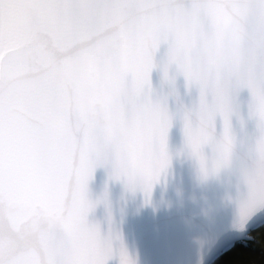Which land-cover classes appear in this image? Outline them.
<instances>
[{
  "label": "snow or ice",
  "instance_id": "1",
  "mask_svg": "<svg viewBox=\"0 0 264 264\" xmlns=\"http://www.w3.org/2000/svg\"><path fill=\"white\" fill-rule=\"evenodd\" d=\"M170 37L173 51L226 47L246 60L264 128V0H0V264H133L123 247L98 248L86 224L104 162L92 115L102 96L117 110L127 72L143 86Z\"/></svg>",
  "mask_w": 264,
  "mask_h": 264
},
{
  "label": "water",
  "instance_id": "2",
  "mask_svg": "<svg viewBox=\"0 0 264 264\" xmlns=\"http://www.w3.org/2000/svg\"><path fill=\"white\" fill-rule=\"evenodd\" d=\"M153 61L139 88L124 75L116 111L103 96L95 104L104 162L88 183L86 224L98 248L123 247L133 264H211L264 223V128L249 110V65L226 47L173 51L171 37ZM128 62L118 57L113 71Z\"/></svg>",
  "mask_w": 264,
  "mask_h": 264
},
{
  "label": "trees",
  "instance_id": "3",
  "mask_svg": "<svg viewBox=\"0 0 264 264\" xmlns=\"http://www.w3.org/2000/svg\"><path fill=\"white\" fill-rule=\"evenodd\" d=\"M247 236L244 241H236L211 264H264V223Z\"/></svg>",
  "mask_w": 264,
  "mask_h": 264
},
{
  "label": "built area",
  "instance_id": "4",
  "mask_svg": "<svg viewBox=\"0 0 264 264\" xmlns=\"http://www.w3.org/2000/svg\"><path fill=\"white\" fill-rule=\"evenodd\" d=\"M246 236H247V235H246ZM246 236H245V237H246ZM247 237H249V236H247ZM243 238H244V237H242L240 240H243ZM243 241H244V240H243Z\"/></svg>",
  "mask_w": 264,
  "mask_h": 264
}]
</instances>
